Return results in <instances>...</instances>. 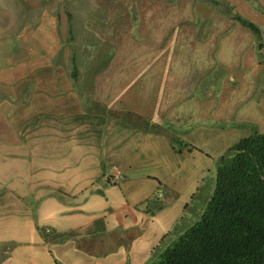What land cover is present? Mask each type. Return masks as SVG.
I'll list each match as a JSON object with an SVG mask.
<instances>
[{"label":"crops","instance_id":"crops-1","mask_svg":"<svg viewBox=\"0 0 264 264\" xmlns=\"http://www.w3.org/2000/svg\"><path fill=\"white\" fill-rule=\"evenodd\" d=\"M172 8V0H0V206L8 208L0 218L26 248L50 244L42 230L63 246L66 236L103 232L107 243L129 238L126 256L148 264L175 224L160 223L164 208L148 210L143 186L159 190V176L145 170L174 160V138L205 153L181 137L196 118L178 116L173 96L190 94L199 65L213 64L217 35L216 53L253 63L261 50L240 27L236 39L247 44L224 50L231 30L218 26L228 18L210 12L201 15L214 24L178 29ZM111 161L122 164L120 188L108 177Z\"/></svg>","mask_w":264,"mask_h":264},{"label":"rangeland","instance_id":"rangeland-1","mask_svg":"<svg viewBox=\"0 0 264 264\" xmlns=\"http://www.w3.org/2000/svg\"><path fill=\"white\" fill-rule=\"evenodd\" d=\"M226 1L236 5L233 10L249 14L250 7H254L258 13L263 15L264 0H254L257 1V6L251 0H172L174 4L172 9L175 11L173 22L179 26L178 29L190 27L193 33H196L194 29L196 26L202 25L204 28L209 22L210 24L215 23V18L203 17L201 13L205 15L210 12L213 16L222 18L220 7L225 6ZM259 2L263 3L261 9ZM218 27L229 28L230 25L223 24ZM203 28L198 33L199 39L208 36ZM230 33L227 42H224L222 46L227 52L237 50L247 44L245 41L243 43L237 41L235 35L237 29ZM238 34L243 37L245 32L238 31ZM221 39L219 35L215 37L213 64L208 67L199 65V71L203 73L193 81L192 84L195 87L191 85L190 94L186 87L178 89L176 95L173 96L174 111L178 116L196 118L191 120V126L187 130L179 131L183 134L181 137L195 141L196 144L203 143L205 153L198 149L190 154L186 146H183L186 142L179 141L180 138H174V144L178 149V152L173 154L174 160L171 162L164 160L166 167L160 166L154 169V166L149 165L145 170L148 173H155L163 182L159 190L153 188V182L143 186L144 190L151 195L148 200H154L160 193L161 198L164 196V204L169 200V205L166 207L165 204L160 215V223L165 227L169 225L168 227L171 228L172 222L177 223L185 214L186 204L190 202L188 214L191 219H196L213 192L220 157L228 147L249 135L253 128L264 131V53H259L256 62L253 63L250 57L235 58L238 54L236 51L222 55V53H216ZM178 40L179 38L176 42ZM199 45L196 43L195 46ZM250 47L249 45L248 49ZM172 59L170 57L169 62ZM197 60L200 61V58L197 57ZM221 114L225 116L223 119L218 117ZM211 115H214L213 123L209 120ZM125 155H129V150L125 152ZM111 165L110 167L117 166L120 169L122 166L116 161H111ZM122 180L113 183L116 184V188H120ZM157 183L156 181L155 184ZM194 195L196 196L192 201ZM26 202L30 203L31 199L27 198ZM199 207L203 208L198 211ZM0 211L3 214L8 211V208L0 206ZM174 225L169 229L172 230ZM1 226H4L3 232H1ZM12 227L13 225L0 218V264H134L128 251L127 256L125 254L129 245L127 237L116 241L114 239L117 236H115L113 241L107 243L106 234L103 232L88 238L74 234L71 238L66 236L60 241L63 243L70 239L68 245L63 246L54 244L59 241L51 237L53 230L48 229L42 230L41 236L50 244L34 247L36 250H32L13 239ZM121 231L119 228L118 235L127 236L128 232Z\"/></svg>","mask_w":264,"mask_h":264},{"label":"trees","instance_id":"trees-1","mask_svg":"<svg viewBox=\"0 0 264 264\" xmlns=\"http://www.w3.org/2000/svg\"><path fill=\"white\" fill-rule=\"evenodd\" d=\"M226 3L220 15L228 18L229 29L246 30L264 53V9L263 15L254 7L244 14ZM215 178L210 198L198 208H203L200 215L191 219L187 203L183 217L153 248L148 264H264V131L255 127L228 147ZM160 198L149 200L148 210L155 204V211H161Z\"/></svg>","mask_w":264,"mask_h":264},{"label":"built area","instance_id":"built-area-1","mask_svg":"<svg viewBox=\"0 0 264 264\" xmlns=\"http://www.w3.org/2000/svg\"><path fill=\"white\" fill-rule=\"evenodd\" d=\"M109 177L111 178V180L113 182H118V181L122 180L123 174H122V171L120 170V168H118L117 166H114L113 171Z\"/></svg>","mask_w":264,"mask_h":264},{"label":"clouds","instance_id":"clouds-1","mask_svg":"<svg viewBox=\"0 0 264 264\" xmlns=\"http://www.w3.org/2000/svg\"><path fill=\"white\" fill-rule=\"evenodd\" d=\"M121 170V169H120ZM122 171V170H121ZM123 174V173H122ZM124 177V176H123ZM110 178V177H109ZM111 179V178H110ZM123 179V178H122ZM113 183H116V182H113ZM160 197H161V193H160V195H159Z\"/></svg>","mask_w":264,"mask_h":264}]
</instances>
